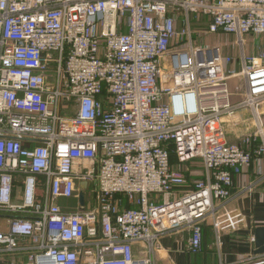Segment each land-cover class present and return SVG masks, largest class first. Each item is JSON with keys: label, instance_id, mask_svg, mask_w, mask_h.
Segmentation results:
<instances>
[{"label": "built area", "instance_id": "obj_1", "mask_svg": "<svg viewBox=\"0 0 264 264\" xmlns=\"http://www.w3.org/2000/svg\"><path fill=\"white\" fill-rule=\"evenodd\" d=\"M203 18L204 35L236 37L238 71L193 46ZM245 35H264V0H0V251L153 264L160 236L186 231L197 254L204 225L235 229L225 206L264 134V61L245 56ZM242 111L252 128L233 143Z\"/></svg>", "mask_w": 264, "mask_h": 264}, {"label": "crops", "instance_id": "obj_2", "mask_svg": "<svg viewBox=\"0 0 264 264\" xmlns=\"http://www.w3.org/2000/svg\"><path fill=\"white\" fill-rule=\"evenodd\" d=\"M201 20L200 24H195L197 26L194 27L195 31L198 30V25H201V31L206 28V18ZM248 38L253 46L251 54L255 56L264 54V48L261 50V47H264V35L259 38L250 36ZM231 67L238 71L239 61ZM240 86H243L242 81ZM233 120V123L227 125V138L234 143L248 134L252 122L246 111L239 112ZM259 147H264V134L257 143L251 145L254 161L239 177L234 178L231 198L225 206L226 209L233 211L235 218L238 219L235 229H224L216 233L209 224L204 225L201 251L197 254L188 252L189 234L186 231L160 236L161 248L155 253L153 264H264L260 263L264 255L255 254V240L251 242L255 230L264 228V152L255 154ZM198 171L197 174H201L202 168L198 167ZM258 171H261V174ZM12 202L21 204V190H14ZM8 221V215L0 213L1 233L8 230ZM21 245L24 243L22 242ZM136 249L142 250V245L134 247V250ZM0 264H26V257L23 254L11 255L0 251Z\"/></svg>", "mask_w": 264, "mask_h": 264}, {"label": "rangeland", "instance_id": "obj_3", "mask_svg": "<svg viewBox=\"0 0 264 264\" xmlns=\"http://www.w3.org/2000/svg\"><path fill=\"white\" fill-rule=\"evenodd\" d=\"M194 28V27H193ZM192 28V29H193ZM195 28H197V26H195ZM201 29V25H198V30L194 31L193 33V46L194 47H198V46H204V47H208V46H214L219 48L221 56L223 61L228 60L230 62V66H228L227 68L230 69L231 66L233 64H237L238 61L240 60V47L237 43V39L236 37H234L233 35H204L200 30ZM205 29V27L203 28ZM242 40L244 41L243 44V50L245 53V56L247 55H252L251 54V47L252 43H250V38H248V36H243ZM257 41V40H256ZM257 43V42H256ZM258 46V45H257ZM256 47V46H255ZM264 47H261V50ZM255 56V55H253ZM256 57H260L263 59L264 61V54H260L257 55ZM227 90H228V94H229V98H230V103L232 105L237 104L240 100H242L243 98V91H242V87L240 86V80H229L227 81ZM173 167H179L176 163V165H173ZM185 174H187V177H189V180L187 178V182L188 185L187 186H193V184L195 183L196 180L200 179V174H190V171H185ZM17 190H21V187L19 186V188ZM72 202L71 204H69L70 206H73V208L75 207V202ZM62 205H66V202H61Z\"/></svg>", "mask_w": 264, "mask_h": 264}, {"label": "water", "instance_id": "obj_4", "mask_svg": "<svg viewBox=\"0 0 264 264\" xmlns=\"http://www.w3.org/2000/svg\"><path fill=\"white\" fill-rule=\"evenodd\" d=\"M86 186L85 183L82 184L84 188ZM80 204L83 205L84 202V193H80ZM255 250L254 253L258 255H264V228H258L255 230Z\"/></svg>", "mask_w": 264, "mask_h": 264}, {"label": "trees", "instance_id": "obj_5", "mask_svg": "<svg viewBox=\"0 0 264 264\" xmlns=\"http://www.w3.org/2000/svg\"><path fill=\"white\" fill-rule=\"evenodd\" d=\"M170 162H171V165H176L177 161L175 159V156L173 154L170 155ZM178 165V164H177ZM178 168V167H177ZM188 180H189V177H187ZM190 181V180H189ZM18 186V185H17Z\"/></svg>", "mask_w": 264, "mask_h": 264}]
</instances>
